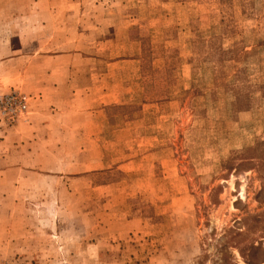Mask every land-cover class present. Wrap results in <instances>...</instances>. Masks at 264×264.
Listing matches in <instances>:
<instances>
[{
  "label": "rangeland",
  "instance_id": "rangeland-1",
  "mask_svg": "<svg viewBox=\"0 0 264 264\" xmlns=\"http://www.w3.org/2000/svg\"><path fill=\"white\" fill-rule=\"evenodd\" d=\"M86 2L66 43L0 60V264H244L223 242L264 248V0ZM75 53L52 80L32 59ZM53 81L101 106L68 115Z\"/></svg>",
  "mask_w": 264,
  "mask_h": 264
},
{
  "label": "crops",
  "instance_id": "crops-1",
  "mask_svg": "<svg viewBox=\"0 0 264 264\" xmlns=\"http://www.w3.org/2000/svg\"><path fill=\"white\" fill-rule=\"evenodd\" d=\"M101 6V7H100ZM109 7L105 8L108 10ZM100 9H103L102 5L98 4H88L86 0H0V12L1 13H26L27 16L25 19L21 18L19 19L18 16H4L0 18V60L11 58L13 56L18 57L19 53H26L23 51V45L30 43H35L34 40H36L37 37H41L43 40H41L42 43H48V41L45 40V38L49 36H58L59 38H62L60 40V43H66V31L60 30L67 28V14H73V17H79L80 18H73L71 20L78 23H72V27L77 26H85L87 19L84 20V14L87 12L92 11H99ZM69 14V15H70ZM86 17V16H85ZM15 18V19H14ZM80 22L81 25H80ZM19 28H26L27 31L21 32L19 31ZM35 28L42 29V32H39L37 35L35 33ZM59 29L58 32L53 33H47V29ZM37 36V37H36ZM31 38V40H29ZM15 39V40H14ZM18 43L21 44L20 47H16V49L12 50V47H10V44L12 43ZM22 46V48H21ZM8 50V51H7ZM7 51L9 52L8 55H4L3 52ZM6 52V53H7ZM29 52V51H28ZM33 53L34 51H30ZM35 57L46 59L53 63H55L52 68H50L46 75H50V80H52V77L56 76H67V75H76L77 73L81 72L80 68L77 67H70L69 64L67 65L66 62L68 60H80L82 56L78 53L71 54L69 56L66 55H54V56H32V59ZM19 58V57H18ZM22 59L24 57L21 56ZM86 62H89L91 59L85 58L81 59ZM62 63V64H60ZM114 66V63H108L107 66ZM92 74V73H90ZM48 86V87H47ZM46 89H52L55 88L57 92H62L63 90L66 91V94L64 96V99L67 100L66 105L64 107H67L68 111L66 113L68 115H77L80 114V112L75 110H80L76 108V103L78 101L85 100L90 101V106H87V109H97L99 106H101L98 103V95L97 93L94 94V97L91 92H88L87 90L84 93H81L79 91L75 90V86L71 83L64 84L63 82L59 81H53L51 84L45 85ZM54 91V97L50 96L49 98L51 100L58 99V97L62 96L59 95ZM89 93V94H88ZM91 93V94H90ZM109 96V95H107ZM53 104V103H49ZM59 105L58 103H54ZM104 106V105H103ZM86 116V114H82ZM88 115V114H87ZM77 130L71 129L69 132H75ZM81 133L78 131L73 136H67L69 139H82L83 135H80Z\"/></svg>",
  "mask_w": 264,
  "mask_h": 264
},
{
  "label": "trees",
  "instance_id": "trees-1",
  "mask_svg": "<svg viewBox=\"0 0 264 264\" xmlns=\"http://www.w3.org/2000/svg\"><path fill=\"white\" fill-rule=\"evenodd\" d=\"M256 159L259 158L256 155L254 156ZM252 159V158H247ZM252 221H255L256 224H260L261 221L259 220L258 216H254L251 218ZM227 236L223 242V249L226 250L231 248L235 249L239 257L242 259L244 264H264V248L258 243L257 245L253 243L244 244L241 242L239 237H242V233L239 231L228 230ZM220 264H239L233 255L229 253L222 254Z\"/></svg>",
  "mask_w": 264,
  "mask_h": 264
},
{
  "label": "built area",
  "instance_id": "built-area-1",
  "mask_svg": "<svg viewBox=\"0 0 264 264\" xmlns=\"http://www.w3.org/2000/svg\"><path fill=\"white\" fill-rule=\"evenodd\" d=\"M19 105V104H18Z\"/></svg>",
  "mask_w": 264,
  "mask_h": 264
}]
</instances>
